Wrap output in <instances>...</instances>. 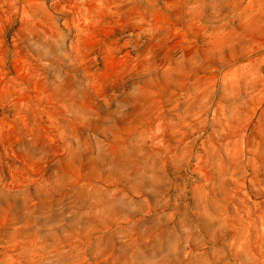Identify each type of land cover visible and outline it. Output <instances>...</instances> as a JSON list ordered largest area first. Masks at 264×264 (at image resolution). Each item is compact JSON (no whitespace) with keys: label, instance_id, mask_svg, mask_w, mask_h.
Wrapping results in <instances>:
<instances>
[{"label":"rangeland","instance_id":"1","mask_svg":"<svg viewBox=\"0 0 264 264\" xmlns=\"http://www.w3.org/2000/svg\"><path fill=\"white\" fill-rule=\"evenodd\" d=\"M0 264H264V0H0Z\"/></svg>","mask_w":264,"mask_h":264}]
</instances>
